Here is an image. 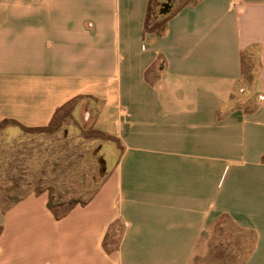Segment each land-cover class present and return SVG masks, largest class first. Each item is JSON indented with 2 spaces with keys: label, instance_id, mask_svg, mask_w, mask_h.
<instances>
[{
  "label": "crops",
  "instance_id": "obj_1",
  "mask_svg": "<svg viewBox=\"0 0 264 264\" xmlns=\"http://www.w3.org/2000/svg\"><path fill=\"white\" fill-rule=\"evenodd\" d=\"M163 3L0 0V122L94 100L117 151L60 219L0 208V264H264V0Z\"/></svg>",
  "mask_w": 264,
  "mask_h": 264
},
{
  "label": "rangeland",
  "instance_id": "obj_2",
  "mask_svg": "<svg viewBox=\"0 0 264 264\" xmlns=\"http://www.w3.org/2000/svg\"><path fill=\"white\" fill-rule=\"evenodd\" d=\"M96 102L64 112L49 133L22 134L12 125L0 130V208L26 195L46 192L67 208L96 192L117 158L116 145L94 132ZM105 161V171L98 163ZM230 253L214 264H234ZM222 258V257H221Z\"/></svg>",
  "mask_w": 264,
  "mask_h": 264
},
{
  "label": "trees",
  "instance_id": "obj_3",
  "mask_svg": "<svg viewBox=\"0 0 264 264\" xmlns=\"http://www.w3.org/2000/svg\"><path fill=\"white\" fill-rule=\"evenodd\" d=\"M150 16H151V13L149 12V14H148V22L146 23V27H149V24H150L149 18H150ZM163 16L164 15H159L157 13L154 14L155 18L163 17ZM150 29H152L153 31H156L158 34H161L163 32V29H164V22L163 21H161V22L160 21H155V22L152 23V26H151ZM56 119H57V117H56ZM56 119H54L52 121V123H50L49 125L44 126V127H26V126H23V125H21V124H19L17 122L11 121V120H3V121L0 122V130L4 129L6 126H8L10 124V125L14 126L15 128H17L22 134H29V133H35V132L36 133H49V132H51V129H52V127L54 126V124L56 122ZM94 132L96 134L104 136L105 139L108 140V141H112V142L115 141L114 138H112L111 136L105 135V134L99 132L96 129H94ZM95 193L88 199V201L83 202V203L71 202V203L68 204L67 208H63L61 206V204L52 203L51 197H48V208L50 209V211L52 212V214L54 215V217L56 219H60V218L64 217L75 206L84 205V204L88 203L93 198ZM36 194H39V193H36ZM18 200H15L14 202H16Z\"/></svg>",
  "mask_w": 264,
  "mask_h": 264
},
{
  "label": "water",
  "instance_id": "obj_4",
  "mask_svg": "<svg viewBox=\"0 0 264 264\" xmlns=\"http://www.w3.org/2000/svg\"><path fill=\"white\" fill-rule=\"evenodd\" d=\"M172 1L173 0H164L162 8L160 9V14H166L169 12ZM98 163L102 165V171H105V161L103 159H99Z\"/></svg>",
  "mask_w": 264,
  "mask_h": 264
}]
</instances>
